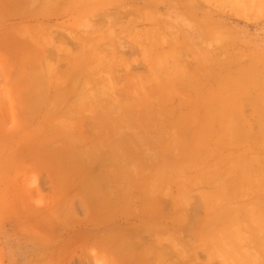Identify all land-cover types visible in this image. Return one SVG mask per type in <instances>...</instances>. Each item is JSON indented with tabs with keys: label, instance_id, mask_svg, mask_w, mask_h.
Returning <instances> with one entry per match:
<instances>
[{
	"label": "rangeland",
	"instance_id": "374dc122",
	"mask_svg": "<svg viewBox=\"0 0 264 264\" xmlns=\"http://www.w3.org/2000/svg\"><path fill=\"white\" fill-rule=\"evenodd\" d=\"M201 1L0 0V264H237L255 241L264 255V71L258 91L216 67L214 91L242 99L217 133L145 116L151 48L188 14L212 35L197 39L207 68L259 44L264 65V24Z\"/></svg>",
	"mask_w": 264,
	"mask_h": 264
},
{
	"label": "crops",
	"instance_id": "0c3cea01",
	"mask_svg": "<svg viewBox=\"0 0 264 264\" xmlns=\"http://www.w3.org/2000/svg\"><path fill=\"white\" fill-rule=\"evenodd\" d=\"M216 2L220 8H227L232 18L241 20L248 26L264 24V0ZM193 3L206 4L201 0H193ZM181 21L172 22L174 29L163 32V37L168 39V46L151 48V65H147L145 72L146 81L152 85L153 96L147 100L145 116L168 119L170 126L177 127L170 131L174 133H217L220 127L219 119L222 123H227V113L231 108L228 102H234L240 107L242 99L219 96L217 91H214L217 89L213 84V73L217 66L224 67L232 71L231 75H226L227 78H232V85L241 84L250 90H258L261 87V69L264 71V65L261 64V44L234 50L219 61L210 57L207 68L208 62L203 57V54L207 53V47L203 44L204 41L198 45L197 39L205 36L211 40L212 35H204L198 27L195 14H188ZM183 23L186 29L182 27ZM192 67L194 72L190 71ZM208 71L210 72L207 73ZM240 78L241 82L238 81ZM260 96L259 92L256 95L254 93L245 100L250 105L255 99L259 100ZM229 116L231 120L230 124L225 126V132H239V125H234L233 115ZM253 123L248 126V132H256L258 127H261L260 114L254 113ZM180 127L184 129H178ZM253 246L254 249L245 254L237 264H264L261 241H255Z\"/></svg>",
	"mask_w": 264,
	"mask_h": 264
},
{
	"label": "bare ground",
	"instance_id": "6f19581e",
	"mask_svg": "<svg viewBox=\"0 0 264 264\" xmlns=\"http://www.w3.org/2000/svg\"><path fill=\"white\" fill-rule=\"evenodd\" d=\"M16 1V3L18 4V5H27V3H28V1H32V0H15ZM249 2H251V1H249ZM4 3V2H3ZM17 5V6H18ZM248 5V4H247ZM5 7V6H4ZM8 8H9V6H8ZM15 8V7H14ZM23 8V7H22ZM249 8V7H248ZM256 8V7H255ZM24 9V8H23ZM21 10V9H20ZM2 12V11H1ZM0 12V13H1ZM244 12V11H243ZM5 13V12H4ZM5 15V14H4ZM4 18V17H3ZM7 19V18H6ZM1 25V24H0ZM132 40V39H131ZM132 42V41H131ZM71 58V57H70ZM35 73H37L36 71H35ZM33 76H34V74H33ZM36 76V75H35ZM30 78V77H29ZM31 79H33V77L31 78ZM34 79H36V77L34 78ZM33 79V80H34ZM77 84H83V83H79V82H76ZM75 83V81L73 80L72 81V79L70 80V83H69V85H68V88L67 89H74V87L75 86H77V85H75L76 84ZM81 86V85H80ZM84 86V85H83ZM30 87H31V85H30ZM79 88V87H78ZM81 89V88H80ZM44 90V89H43ZM78 90V89H77ZM76 90V91H77ZM82 90V89H81ZM68 91V90H67ZM76 91H74L75 92V94H76ZM71 92V91H70ZM78 92V94H79V97H80V93H79V91H77ZM80 92H82V91H80ZM44 93H46V92H44ZM48 94H49V92H47ZM45 94H43V91L39 88V86L38 85H34L33 87H32V90H31V102H32V105L31 106H33V109H34V112H39L38 111V109H40L39 107H40V103H41V101H42V99H45L46 97L45 96H47V94L44 96ZM76 96V95H75ZM79 97H77V98H79ZM54 97H52V99H53ZM81 98V97H80ZM48 100V99H47ZM47 100L45 101V103L47 102ZM56 100V102H57V99H55ZM79 100V99H78ZM28 101V100H27ZM54 100H51V102L50 103H52ZM55 102V103H56ZM64 102V101H63ZM59 103V102H58ZM58 103L57 104H55V106L56 107H58L57 105H58ZM66 103V102H65ZM43 104V103H42ZM41 104V105H42ZM52 104H54V103H52ZM60 104V103H59ZM63 104V103H62ZM61 104V105H62ZM29 105V104H28ZM45 105V104H44ZM48 105H49V102H48ZM50 109L52 110V109H56V107L54 108V105H51L50 104ZM53 107V108H52ZM63 108V106L61 107V109ZM32 109V110H33ZM43 109V108H42ZM50 109H48V110H50ZM64 109V108H63ZM49 111L50 112V114H52V112L53 111H55V110H53V111ZM57 110V109H56ZM65 110V109H64ZM40 111H41V109H40ZM28 112V111H27ZM49 112H47L48 113V115H49ZM57 112V111H56ZM54 113V112H53ZM59 113V112H58ZM50 117V116H49ZM31 119V118H30ZM0 130H2V131H7V124L2 120V119H0ZM49 138V137H48ZM53 139V138H52ZM44 140V139H43ZM50 141H48V142H51L52 140L51 139H49ZM41 141V140H40ZM47 141V140H46ZM35 142V141H34ZM48 142H46V144L48 145ZM53 142V141H52ZM43 143V142H42ZM44 144V143H43ZM33 148V147H32ZM38 148V147H37ZM39 148L41 149L42 148V151H44V152H48V151H50L51 149H49V148H47V146L44 144V145H40L39 146ZM48 149V150H47ZM30 150V149H29ZM29 152V151H28ZM31 152H34L33 150L31 151ZM37 153V152H36ZM50 153V152H49ZM51 153H54V152H52L51 151ZM34 154V153H33ZM32 153H31V155H33ZM49 155H51V154H49ZM30 156V155H29ZM108 158V157H107ZM109 159V158H108ZM90 172V171H89ZM87 173V172H86ZM86 176H88L87 174H86ZM104 179H105V177H104ZM104 181V180H103ZM87 182V185H90V186H92L93 187V182L90 180V181H86ZM105 183V182H104ZM92 184V185H91ZM94 189H95V187H93ZM105 189L106 190H108L107 188H106V186H105ZM104 189V190H105ZM116 190V189H115ZM120 190V189H119ZM97 192V191H96ZM104 193H105V191H104ZM106 194V193H105ZM102 195V194H101ZM98 196V195H97ZM96 196V197H97ZM100 196V195H99ZM113 198V197H112ZM97 199V198H96ZM111 200V199H110ZM98 203V202H97ZM102 204H104V201L103 202H101ZM106 203V202H105ZM117 203V202H116ZM102 204H100V205H102ZM105 205H107V203L105 204ZM103 206V205H102ZM102 212V211H101ZM176 213V212H175ZM141 214H142V212H141ZM146 214V213H145ZM143 216V215H142ZM174 216V215H173ZM106 219H104L103 220V222L105 221ZM141 221V220H140ZM206 221L207 220H205V222H203V223H206ZM206 224H208V223H206ZM206 224H203V228H205L207 225ZM110 227V226H109ZM106 229V228H105ZM119 230V229H118ZM101 232H103V231H101ZM106 232V231H105ZM94 233V232H93ZM118 235V234H117ZM125 235V234H124ZM123 235V236H124ZM97 235L96 234H94V237H96ZM119 236H122V234H119L118 235V238H119ZM107 237V236H106ZM120 239V238H119ZM91 240V239H90ZM113 241H115V240H113ZM139 264V263H138Z\"/></svg>",
	"mask_w": 264,
	"mask_h": 264
}]
</instances>
